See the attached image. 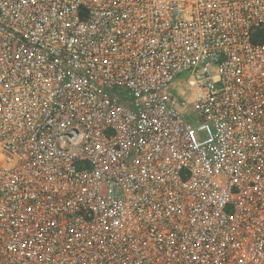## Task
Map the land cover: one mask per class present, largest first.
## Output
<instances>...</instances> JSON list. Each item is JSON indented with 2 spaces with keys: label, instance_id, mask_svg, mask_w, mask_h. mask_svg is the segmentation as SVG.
Returning a JSON list of instances; mask_svg holds the SVG:
<instances>
[{
  "label": "built area",
  "instance_id": "2783aa9c",
  "mask_svg": "<svg viewBox=\"0 0 264 264\" xmlns=\"http://www.w3.org/2000/svg\"><path fill=\"white\" fill-rule=\"evenodd\" d=\"M0 264H264V0H0Z\"/></svg>",
  "mask_w": 264,
  "mask_h": 264
}]
</instances>
